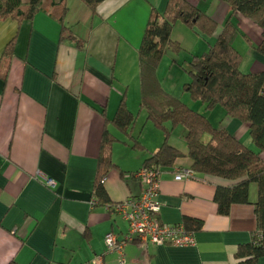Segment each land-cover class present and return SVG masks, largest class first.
Returning a JSON list of instances; mask_svg holds the SVG:
<instances>
[{
    "label": "crops",
    "instance_id": "crops-1",
    "mask_svg": "<svg viewBox=\"0 0 264 264\" xmlns=\"http://www.w3.org/2000/svg\"><path fill=\"white\" fill-rule=\"evenodd\" d=\"M186 1L214 20L216 32L229 14L222 0ZM166 3L101 0L90 18L82 3L67 0L65 25L70 29L60 41L58 23L43 12L21 21L0 20V264L10 260L18 264H95L93 257L98 255L100 264H237L236 246L248 242L255 231L254 184L248 185L249 202L232 203L228 213L220 215L213 200L215 187L233 182L197 172L176 181L173 168L186 167L180 163L159 170L157 217L170 224L182 223L184 217L198 220L200 228L192 231L194 243L126 242L122 262L116 252L104 250L105 233L119 237L127 228L109 205L140 192L131 174L158 149L163 133L144 119L141 130L147 129L151 137L141 139V130L133 133L134 120L130 134L141 148H133L125 135L107 125L118 140L108 147L113 166L102 180L105 202L97 203L93 181L102 113L110 120L123 92L128 109V101L134 102V95L129 100L128 89L136 79L138 94L136 49L145 21L150 8L162 13ZM230 20L237 29L232 46L241 57L238 69L264 71V54L254 49L259 27L236 12ZM191 31L180 22L171 30V38L181 46V37L191 40L185 47L190 54L172 53L181 55L185 63L214 39ZM11 40V53L5 57L4 47ZM172 68L171 64L168 70ZM174 87L168 82L164 89L172 94ZM203 106L198 102L193 109L257 151L246 123L230 119L220 106ZM171 132L182 139L180 127L168 137ZM258 152L264 161V150ZM45 178L53 181L51 187L44 184ZM255 264H264V254Z\"/></svg>",
    "mask_w": 264,
    "mask_h": 264
},
{
    "label": "trees",
    "instance_id": "trees-1",
    "mask_svg": "<svg viewBox=\"0 0 264 264\" xmlns=\"http://www.w3.org/2000/svg\"><path fill=\"white\" fill-rule=\"evenodd\" d=\"M77 1L87 9L90 18L101 2ZM222 1L228 5L229 14L218 32L214 20L186 0H167L162 13L154 8L149 10L136 49L138 110H143L145 120L163 133V139L158 149L143 159L141 165L160 170L180 163L194 172L232 181L230 186L215 187L213 200L216 212L220 215H226L232 203L249 202L248 185L253 183L255 231L248 242L236 246L234 257L237 264H255L264 254V161L258 152L264 150V71L243 73L238 69L241 57L232 46L237 29L230 16L234 12L242 14L259 27L260 38L254 49L264 54V0ZM38 12L47 14L58 23V41L63 39L64 33L70 29L65 25L67 0H0V20L31 19ZM175 22L205 37L214 36L205 51L190 55L186 62L190 78L181 85V90L205 108L220 106L230 119L246 123L248 137L257 151L248 148L224 128L211 125L203 114L161 86L157 78V67L164 51L170 50L176 54L182 49L180 43L171 38ZM11 48L12 40L4 47L5 57L10 55ZM124 98L123 92L110 120L102 113L103 128L93 181V195L97 203L105 202L102 180L113 166L108 147L118 140L108 132L107 125L111 124L125 135L131 147L141 148L130 134L136 114L127 108ZM165 123H168V127ZM176 127H180L184 151L167 142L169 132ZM182 225L187 231H196L201 226L198 220L186 217ZM257 233L260 238H257ZM6 264L18 263L10 260Z\"/></svg>",
    "mask_w": 264,
    "mask_h": 264
},
{
    "label": "built area",
    "instance_id": "built-area-1",
    "mask_svg": "<svg viewBox=\"0 0 264 264\" xmlns=\"http://www.w3.org/2000/svg\"><path fill=\"white\" fill-rule=\"evenodd\" d=\"M159 172V169L153 166L141 165L131 174L140 186V192L135 196L125 197L109 205L111 211L127 226L126 231L119 237L111 231L103 236L104 250L116 252L119 255V262L123 261L121 249L126 242L137 241L142 245L150 243L172 246H188L194 243L192 231L185 230L182 223H163L157 217ZM194 174L195 172L190 168L183 166H177L172 170L173 179L176 181L189 179L194 177ZM125 176H129V174ZM44 184L51 187L53 181L45 178ZM258 237L260 238V235L257 233ZM100 257V255L93 257L95 264H100Z\"/></svg>",
    "mask_w": 264,
    "mask_h": 264
},
{
    "label": "rangeland",
    "instance_id": "rangeland-1",
    "mask_svg": "<svg viewBox=\"0 0 264 264\" xmlns=\"http://www.w3.org/2000/svg\"><path fill=\"white\" fill-rule=\"evenodd\" d=\"M69 1V0H68ZM71 1V0H70ZM77 1V0H76ZM193 34L195 32L191 31ZM197 34V33H195ZM200 35V34H197ZM182 38V43H183V47L182 49L178 52L179 54L185 53L186 54H190L188 49H186L185 47H189L191 44V40L189 38L184 39V36L181 37ZM174 54V53H173ZM172 54V52L170 53V50H166L163 55L162 58L160 60V63L158 64L157 67V78L160 81V84L162 85L163 88H168V82H171L175 85V87L173 89H171V92H173L172 94L174 96H181V98H179L181 101H183L184 103L187 101V103H185L187 106H191L192 108H195L198 105L197 101H193L186 92H183L181 90V85L184 82H188L189 81V74L186 71L187 70V63L182 62V56L178 55V57L174 56ZM178 60V63H175V60ZM171 60L173 62H171ZM182 62V63H181ZM172 64V68L170 71L168 70V68L171 66ZM137 93V80L135 79L133 82H131L130 87L128 89V96L130 98V96L132 97L133 95V99L134 102L131 103V101H128V107L130 110H132L133 114H136L135 117V123H134V128H133V133L137 134L138 131L141 130V123L144 121V111L143 110H138V94ZM131 100V98L129 99ZM190 107V108H191ZM204 107V106H203ZM201 108V107H200ZM202 110V108H201ZM199 112V111H198ZM200 113V112H199ZM147 124L150 126L151 124L149 122H147ZM152 131H155L157 133H159L157 130H154L153 128H151ZM118 136H120V134L117 133ZM149 137H151V134L148 132L147 129L141 130V136L140 138H144V140H146V138L148 139ZM168 142L171 143L172 145H175L177 148L184 150L185 145H184V141L180 138H178L177 136H175L174 134H172V132L170 133L169 137H168ZM251 185H253L252 183H250ZM254 186V185H253Z\"/></svg>",
    "mask_w": 264,
    "mask_h": 264
}]
</instances>
